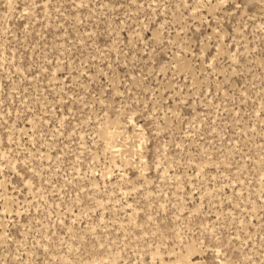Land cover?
I'll list each match as a JSON object with an SVG mask.
<instances>
[{
    "label": "rangeland",
    "instance_id": "rangeland-1",
    "mask_svg": "<svg viewBox=\"0 0 264 264\" xmlns=\"http://www.w3.org/2000/svg\"><path fill=\"white\" fill-rule=\"evenodd\" d=\"M0 264H264V0H0Z\"/></svg>",
    "mask_w": 264,
    "mask_h": 264
}]
</instances>
